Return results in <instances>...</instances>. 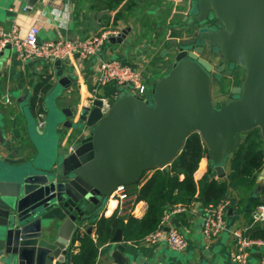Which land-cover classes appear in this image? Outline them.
Masks as SVG:
<instances>
[{
	"label": "water",
	"instance_id": "1",
	"mask_svg": "<svg viewBox=\"0 0 264 264\" xmlns=\"http://www.w3.org/2000/svg\"><path fill=\"white\" fill-rule=\"evenodd\" d=\"M196 5L187 21L192 36L176 47L172 68L155 80L149 98L121 89L107 99L105 113L102 98H96L80 113L67 111L70 118L62 121L80 134L69 138L72 148H47L35 138L34 154L0 156V264H69L77 233L83 227L92 231L113 191L137 184L154 168L168 170L194 131L220 178L227 176L226 164L243 133L258 127L264 138V0ZM205 53L219 55L220 66ZM233 65L244 77L231 88L230 101L215 104L213 72L230 75L226 68ZM0 142L17 155L1 129ZM115 234L112 264H151L124 254L122 224Z\"/></svg>",
	"mask_w": 264,
	"mask_h": 264
},
{
	"label": "crops",
	"instance_id": "2",
	"mask_svg": "<svg viewBox=\"0 0 264 264\" xmlns=\"http://www.w3.org/2000/svg\"><path fill=\"white\" fill-rule=\"evenodd\" d=\"M188 5L185 0H38L33 5H30V0H0V28L17 26L24 34L30 26L35 25L41 30L40 39H78L106 30H117L119 34L112 36V41H107L101 55L138 65L143 69L146 82L153 87L155 80L174 64L180 41L175 32L189 29L184 24L191 16ZM212 61L218 66L216 61ZM96 65V59L82 60L76 56L68 61H21L14 49L7 46L0 54V129L5 142L14 146L17 155L7 151L0 142V156L25 157L34 154L31 139L35 138L44 141L45 147L54 149L53 128L62 134L56 147L73 145L68 136L74 139L80 134L75 133V136L72 128L63 126L62 121L70 118L67 111L78 110L80 113L84 106H91L94 99L110 97L107 94L110 85L95 83ZM62 77L67 78L65 85L59 84ZM119 91L120 88L117 93ZM48 115L49 121L46 120ZM72 120L75 122L77 118ZM47 122L49 125L45 129ZM228 164L229 161L225 167L226 174ZM208 171L220 179L212 169L209 156L202 159L195 172L196 179H201ZM152 172L143 173L140 182L143 183ZM261 176L262 173L258 177L259 183L264 181ZM228 197L231 200L226 217L229 228L239 224L249 231L253 225L264 224L256 222L253 217V210L264 204V195L258 194L255 189L248 193L233 189ZM147 207V202L140 200L127 211V207L121 208L112 197L99 213V218L102 213L108 216L117 213L126 221L128 215L142 217ZM202 209V205L196 202L188 212L166 213L169 218L165 229L179 227L189 242L186 252L173 251L164 240L157 244H148L144 240H124V254L134 262L142 257L151 264H233L230 260V233L206 239L201 232ZM95 222L92 224V234L97 239ZM121 224L114 229L112 239L99 248L96 264L113 263L110 252L116 245L113 238ZM85 229L83 227L82 230ZM79 250L80 242L75 241L72 254ZM260 258L261 252L253 249L249 264H259Z\"/></svg>",
	"mask_w": 264,
	"mask_h": 264
},
{
	"label": "trees",
	"instance_id": "3",
	"mask_svg": "<svg viewBox=\"0 0 264 264\" xmlns=\"http://www.w3.org/2000/svg\"><path fill=\"white\" fill-rule=\"evenodd\" d=\"M118 86H108L107 94L115 96ZM152 90V87L150 86ZM243 139L229 160L227 176L217 179L210 171L201 179H196L203 158L208 157V150L201 135L194 131L185 141L182 150L171 163L168 170L157 167L142 183L129 186L132 194L136 195L135 202L145 200L147 210L142 217L128 215L125 217L113 213L95 220L97 239L92 231L78 232L76 241L80 242V250L72 254L71 264H96L99 248L109 242L119 223L122 225L124 240L139 242L148 234L157 230L167 212H171L181 204L190 208L196 202L202 207L215 205L228 198L230 191L237 189L248 193L255 189L264 195V181L258 182V177L264 169V138L260 129L253 128L242 134ZM250 237L264 238V224H256L247 233Z\"/></svg>",
	"mask_w": 264,
	"mask_h": 264
},
{
	"label": "built area",
	"instance_id": "4",
	"mask_svg": "<svg viewBox=\"0 0 264 264\" xmlns=\"http://www.w3.org/2000/svg\"><path fill=\"white\" fill-rule=\"evenodd\" d=\"M40 31V28L35 25L30 26L24 34L17 26H13L11 29L0 28V54L7 46H10L21 61L41 59L45 61H68L75 56L82 60L96 59L97 78L95 83L97 85H115L120 90H127L131 87L130 90L135 96L142 98L151 96L150 86L145 80L141 67L126 63L119 58H105L101 55L107 41L112 36L119 34V31L106 30L78 39L65 37L40 39ZM107 99L102 98L104 105L101 109L104 113L110 108ZM68 137L70 138V136ZM72 147L73 145L70 144L69 148ZM112 197L117 200L121 208L127 207V211L131 210L136 200V195L132 194L129 186L125 184H120L111 194ZM230 205L231 200L228 197L215 205L204 207L202 209L201 232L206 239H215V237L229 232L232 239L230 260L233 264H249L253 249H258L261 252L259 264H264V238L250 237L247 234L248 228L239 224L229 228L226 217ZM188 210L189 208L179 204L170 213H185ZM253 211L254 220L263 223L264 204L258 205ZM168 218V215H165L160 227L148 234L143 240L148 244H157L164 240L173 251L186 252L189 244L187 237L179 227L171 226L165 229ZM81 231L83 230H80V233Z\"/></svg>",
	"mask_w": 264,
	"mask_h": 264
},
{
	"label": "rangeland",
	"instance_id": "5",
	"mask_svg": "<svg viewBox=\"0 0 264 264\" xmlns=\"http://www.w3.org/2000/svg\"><path fill=\"white\" fill-rule=\"evenodd\" d=\"M196 1L197 0H185L186 5L189 4L188 6H190L189 7V11H190L189 15H191V14L194 15L197 12ZM185 23L187 24L188 22H186V20H185L184 24ZM179 25H180V23H179ZM182 26H181V28H182ZM188 27H189L188 30L182 29V30L175 32L177 37L180 38L179 43L183 42L184 40H187L188 38H190L192 36L193 30H192L191 26H188V24H187V28ZM205 56L207 58H212L214 61H216L219 64V61H220L219 55L213 56L210 53H205ZM234 66H236V65H234ZM233 69H234L233 72L230 75H226V76L223 73L217 74V73L213 72V80L214 81H213V86H212V99H213L215 104L230 101L231 98L233 97V95L231 93V88L233 86L239 84L242 81V79L244 77V70L238 66L234 67ZM46 120L47 121L50 120V115H48V118L46 117ZM61 137H62V134L56 132L53 128V140L55 141L54 149L56 148L57 144L60 142Z\"/></svg>",
	"mask_w": 264,
	"mask_h": 264
},
{
	"label": "flooded vegetation",
	"instance_id": "6",
	"mask_svg": "<svg viewBox=\"0 0 264 264\" xmlns=\"http://www.w3.org/2000/svg\"><path fill=\"white\" fill-rule=\"evenodd\" d=\"M221 63H222V62H220V61H219V64H218V66H220V64H221ZM234 67H236V66H234V65H233V66H231V67L227 66V68H226V69L228 70V69H230V68H231V73H232V72H233V70H234V69H233ZM216 68H217V66H216ZM221 73H223V74H224V71H223V72H221ZM231 73H230V74H231ZM228 75H229V74H228ZM225 76H226V75H225Z\"/></svg>",
	"mask_w": 264,
	"mask_h": 264
}]
</instances>
